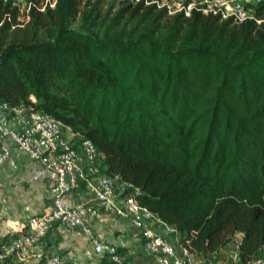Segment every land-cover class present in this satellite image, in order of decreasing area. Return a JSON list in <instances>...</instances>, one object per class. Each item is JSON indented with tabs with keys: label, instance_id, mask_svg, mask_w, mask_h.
Instances as JSON below:
<instances>
[{
	"label": "trees",
	"instance_id": "obj_1",
	"mask_svg": "<svg viewBox=\"0 0 264 264\" xmlns=\"http://www.w3.org/2000/svg\"><path fill=\"white\" fill-rule=\"evenodd\" d=\"M1 20L0 101L90 140L191 253L239 233L238 264L264 256V22L128 0H56L23 24L0 1Z\"/></svg>",
	"mask_w": 264,
	"mask_h": 264
},
{
	"label": "built area",
	"instance_id": "obj_2",
	"mask_svg": "<svg viewBox=\"0 0 264 264\" xmlns=\"http://www.w3.org/2000/svg\"><path fill=\"white\" fill-rule=\"evenodd\" d=\"M0 1L10 3L16 9L19 24L28 21L33 10L44 12L56 4V0ZM128 1L155 5L158 9H165L168 15L188 17L192 12H199L220 20L230 19L234 23L264 22L263 17L255 14L257 8L264 7V0ZM262 13L264 15V11ZM7 19L10 18L7 16ZM0 154L5 158L25 155L53 179L48 190L49 212L29 218L21 236L0 245V264H7L9 257L13 256L20 263L35 259L43 264H65L58 255L47 253L39 245L47 229L54 224L66 231L79 229L90 239L93 253L100 258L106 256L110 264H131L115 246L102 242L89 228L88 221L101 220L104 216L128 222L138 230L142 251L153 259L152 264H199L197 254L173 243L167 234L160 232L158 227L165 224L138 202L135 197L137 189L117 176L102 172L104 156L101 151L90 140L77 139L56 119L0 101ZM73 195L78 196L76 202L72 201ZM232 241L229 243V257L232 264H238L241 239ZM252 264H264V256Z\"/></svg>",
	"mask_w": 264,
	"mask_h": 264
},
{
	"label": "crops",
	"instance_id": "obj_3",
	"mask_svg": "<svg viewBox=\"0 0 264 264\" xmlns=\"http://www.w3.org/2000/svg\"><path fill=\"white\" fill-rule=\"evenodd\" d=\"M52 184V177L25 155L5 158L0 154V243L5 238L9 237L10 240L21 236L29 218L49 212L48 190ZM77 197L73 195L72 201L76 202ZM88 226L102 242L115 246L126 262L153 263V259L142 251L139 231L128 222L104 216L101 220L88 221ZM158 229L167 236L170 234L165 225H160ZM39 245L47 253L58 255L65 264H98L101 259L93 253L90 239L79 229L66 231L59 224L47 229ZM224 253L226 252L220 249L205 256L197 255V261L199 264H231L229 254L225 256ZM10 264L43 262L30 259L20 263L13 259Z\"/></svg>",
	"mask_w": 264,
	"mask_h": 264
},
{
	"label": "rangeland",
	"instance_id": "obj_4",
	"mask_svg": "<svg viewBox=\"0 0 264 264\" xmlns=\"http://www.w3.org/2000/svg\"><path fill=\"white\" fill-rule=\"evenodd\" d=\"M242 235V234H241ZM239 233H237V234H235V236H234V238L233 239H236V240H239V239H241V236ZM168 236L170 237V240L173 242V243H176V241H175V239H174V237H172L171 236V233L170 234H168ZM233 242V241H232ZM229 246H230V244H228V245H226L224 248H222V250H224L226 253H224V255L226 256L227 254H229ZM264 251V250H263ZM13 258H14V256L12 257V260H13ZM12 260H11V262H12ZM219 260V259H218ZM256 262V261H255ZM252 263H254V262H252ZM252 263H249V264H252ZM229 264H230V262H229ZM231 264H232V262H231Z\"/></svg>",
	"mask_w": 264,
	"mask_h": 264
},
{
	"label": "water",
	"instance_id": "obj_5",
	"mask_svg": "<svg viewBox=\"0 0 264 264\" xmlns=\"http://www.w3.org/2000/svg\"><path fill=\"white\" fill-rule=\"evenodd\" d=\"M140 193H142V191H139Z\"/></svg>",
	"mask_w": 264,
	"mask_h": 264
}]
</instances>
